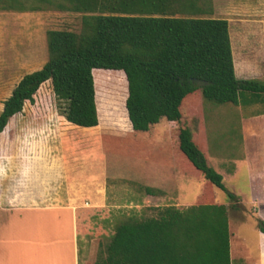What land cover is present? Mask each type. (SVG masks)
<instances>
[{
	"label": "trees",
	"instance_id": "obj_1",
	"mask_svg": "<svg viewBox=\"0 0 264 264\" xmlns=\"http://www.w3.org/2000/svg\"><path fill=\"white\" fill-rule=\"evenodd\" d=\"M65 1L68 7L61 5L60 10L84 14L82 30L48 32L49 60L24 76L4 102L0 134L51 81L62 103L59 112L69 123L83 128L97 127L99 121L118 128L131 123L124 139L104 135L106 175L143 184L147 194L155 195L144 159L163 125L179 127L175 152L208 182L203 202L184 210L164 207L158 217L120 224L94 264H232L228 207L215 204L211 186L227 193L233 208L237 196L182 124L184 103L192 96L237 107L264 98V82L236 77L228 21L198 17L205 13V0ZM112 75L124 81L122 114L115 123L104 106ZM171 134L166 128L161 136L164 152L159 159L171 160ZM152 176L161 182L160 174ZM258 223L264 233V222Z\"/></svg>",
	"mask_w": 264,
	"mask_h": 264
},
{
	"label": "crops",
	"instance_id": "obj_2",
	"mask_svg": "<svg viewBox=\"0 0 264 264\" xmlns=\"http://www.w3.org/2000/svg\"><path fill=\"white\" fill-rule=\"evenodd\" d=\"M224 1V17L229 24L236 77L240 80L264 82V21L254 20L249 24L244 18H237L238 15L264 17V0ZM2 7L8 10L14 8L12 10L20 12H35L32 7L4 5L0 7L2 11H7ZM38 8L41 11L42 8ZM250 37L252 41H249ZM262 101L264 98L260 102L240 106L253 107L241 109V126L246 146L253 145L255 138L256 149L255 156L247 152L246 160L240 163L241 168L243 165L247 166L255 176L254 182L260 184L262 197L258 221L264 222ZM183 111L184 109V125ZM245 112L247 116H244ZM70 124L72 123L58 109H24L10 119L6 129L0 134V264H81L79 240L88 227L89 218L99 213L104 214L108 209L106 200L109 179L106 175L104 129L99 124L97 127L85 128L89 130L83 132ZM129 124L127 126L132 131V125ZM68 126L80 134H91L92 138L80 141L68 136ZM161 128L164 131L168 128L172 133L171 160L160 159L164 167L155 172L150 171L147 163V180L153 179L152 174H160L161 177V182H151L155 195H147H168L167 189L177 186L179 175L187 178L198 176L200 179L194 182L202 183L201 204L208 182L183 156L175 152V138L179 127L173 129L163 125ZM250 138L252 141L249 142ZM193 140L205 153L212 167L211 157L204 144L194 138ZM216 188L211 186L215 204ZM255 264H264L262 231Z\"/></svg>",
	"mask_w": 264,
	"mask_h": 264
},
{
	"label": "rangeland",
	"instance_id": "obj_3",
	"mask_svg": "<svg viewBox=\"0 0 264 264\" xmlns=\"http://www.w3.org/2000/svg\"><path fill=\"white\" fill-rule=\"evenodd\" d=\"M206 1L207 5L203 3L205 13L198 17L226 19L224 0ZM3 4L42 9L35 12L0 10V112L4 108V102L11 97L24 76L42 69L48 62V32L67 30L80 33L84 15L60 10L61 5L68 7V2L65 0H52L49 3L45 0H17L14 4L1 2L0 7ZM237 18H244L249 24L254 20L264 21V17L249 15L244 17L238 15ZM252 40L250 37L249 41ZM110 81V90L104 106L112 114L110 122L115 123L120 121L122 114L124 81L115 75L110 76ZM59 104L62 103L54 95L52 82L49 81L41 86L35 96V103L26 102L24 109H58ZM183 109L184 125L189 127L195 140L204 144L206 152L211 157L212 167L224 177L226 188L238 199L236 208H233L234 203L229 200L227 193L216 188V203L226 204L228 207L232 264H255L261 234L258 217L261 213L259 202L262 195H260V184L254 182L256 181L254 174L245 165L241 168L240 163L246 160L247 152L254 156L256 153L255 138L253 145L246 146L241 126L243 118L241 109H253V107L214 105L196 95L184 103ZM244 114L247 116L246 112ZM99 124L106 134L121 136L123 139L131 132L128 126L118 128L116 125ZM70 125L79 131L89 130ZM163 132L164 128H160L159 137L144 159L150 166L151 172L164 167L159 159V155L164 151L161 138ZM68 136L76 137L80 141L84 138H92L91 134H80L69 126ZM250 139L249 142L252 141V138ZM199 179L198 176L187 178L179 175L177 186L167 189L169 194L165 196H148L143 184L124 179L108 180L109 191L106 200L108 209L104 214L99 213L89 218L88 227L79 240L81 264H94L104 256V251L120 224L129 220L158 217L159 210L164 207L184 210L199 204L202 183L194 182ZM148 181L155 182L151 178Z\"/></svg>",
	"mask_w": 264,
	"mask_h": 264
}]
</instances>
